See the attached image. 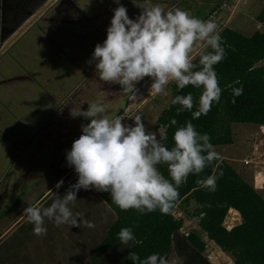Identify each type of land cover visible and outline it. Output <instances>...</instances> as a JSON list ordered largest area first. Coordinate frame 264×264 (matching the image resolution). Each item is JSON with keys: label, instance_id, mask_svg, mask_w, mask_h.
<instances>
[{"label": "rangeland", "instance_id": "374dc122", "mask_svg": "<svg viewBox=\"0 0 264 264\" xmlns=\"http://www.w3.org/2000/svg\"><path fill=\"white\" fill-rule=\"evenodd\" d=\"M68 3L74 4L75 17L80 23L71 27L70 34L61 27V33L57 35L58 44L62 45L60 54L52 56L45 45L39 46L38 53L27 49L25 54L29 59L26 65L32 68L29 71L42 72L39 85L23 83L20 89V83H11L8 89L0 87V119L7 118L5 111L9 105L6 108V99L11 95L13 119L9 120V126L15 130L13 133L19 135L10 133L11 140L15 138L12 145L6 140L0 144V218L4 217L0 221V264H89V248L114 218L108 210L107 216L103 217L105 214L100 209L104 210L105 206L99 208L103 201L93 190L83 189L77 193L72 211L74 214L82 212L83 218L93 221L99 230L92 233L86 242L85 230L75 232L73 227H57L47 220V234L36 236L26 216L21 218L27 206L37 204L47 207L57 194L62 196L76 182V174L70 173L63 178L64 184L60 189L55 187L65 168L67 170L65 151L70 150L73 141L81 135V125L89 122L83 117L74 118L71 113L78 112L80 107L87 110V102L100 101L109 119L124 116L123 122L132 124L130 117L139 113L148 130L163 136L164 130L157 126L156 120L160 112L168 107L170 94L149 95L151 80L148 79L137 84V97L132 98L131 94L120 92L119 85L100 81L94 72L95 62L88 63L95 46L106 39L112 9L117 5L113 0H60L54 9L61 10ZM121 3L127 8L130 18L140 14L142 9L138 6H144V0H121ZM152 3H159L166 9L178 7L203 20L211 19L218 25L219 32L228 28L245 36H251L256 31L264 33L256 21L257 14L264 8V0H152ZM199 51L196 49L193 52L194 60L199 58ZM4 67L0 71V81L22 72L12 63L5 62ZM173 84L168 85L169 93ZM20 96L23 98L19 99ZM67 96L72 97L69 99ZM231 128L233 143L215 147V150L264 198V188L258 189L264 187V129L247 124H232ZM58 130L61 133H56ZM23 140L27 143L31 141L28 146L23 145L26 148L22 155L14 156L17 155L16 142ZM32 153L35 159L30 165L28 159ZM9 158H12L10 162ZM36 165L37 168L34 167ZM9 170L20 176L19 183L15 184L18 187L12 194L5 191ZM92 208L99 209L88 212ZM200 212L199 205L191 201L187 214L180 206L172 214L183 220L182 234L195 231L200 235L206 243L204 255L211 264H233L200 232L197 225ZM15 222L17 227L6 232ZM169 258L178 257L173 252ZM179 264H182L180 260Z\"/></svg>", "mask_w": 264, "mask_h": 264}, {"label": "clouds", "instance_id": "9594fccd", "mask_svg": "<svg viewBox=\"0 0 264 264\" xmlns=\"http://www.w3.org/2000/svg\"><path fill=\"white\" fill-rule=\"evenodd\" d=\"M113 2L117 7L112 9L106 39L95 46L88 62H95L94 72L99 80L119 85L120 92L131 94L132 98L137 97V84L146 77L151 80L148 93L154 96H168L170 83L175 84L177 92L191 85L201 90L195 111L190 92L175 95L171 104L179 105L177 115L187 111L193 120L207 115L212 105L220 102L222 93L214 66L226 58L216 22L178 7L166 9L152 0H144L142 7L137 5L142 11L130 18L121 0ZM196 49H200L198 63L193 62ZM232 93L235 103V97L243 94V86L233 88ZM87 103V110L80 107L71 113L74 118L83 117L89 122L81 125V135L65 151L66 166L74 170L76 182L62 196L57 194L49 206L31 204L23 210L27 222L33 225L34 235L47 234L46 220L57 227L94 228L93 221L72 211L81 189L109 193L122 211L131 209L146 215L159 210L168 214L190 174L199 176L209 166L215 173L214 162L221 159L220 154L210 143L211 137L198 132L191 120L175 130L173 146L169 148L163 142L166 138L146 128L139 113L130 117L132 124H127L124 116L109 119L102 102ZM171 124L176 125L177 121L173 119ZM159 165L167 166V178ZM222 175H208L197 183L215 192ZM63 184L61 179L56 189ZM134 227L121 228L118 233L120 243L127 248L140 243ZM128 259L133 264H179L178 258L160 253L141 259L132 251Z\"/></svg>", "mask_w": 264, "mask_h": 264}, {"label": "trees", "instance_id": "16d2710c", "mask_svg": "<svg viewBox=\"0 0 264 264\" xmlns=\"http://www.w3.org/2000/svg\"><path fill=\"white\" fill-rule=\"evenodd\" d=\"M256 21L264 29V8L257 14ZM220 34L226 51V58L214 66L222 88L220 102L214 103L207 115L198 119L193 120L187 111L177 115L179 105H172V98L177 94L192 93L195 111L201 90L189 85L177 92L175 84L171 85L168 107L156 120L157 126L164 130L162 137L166 139L163 142L169 148L173 146L175 130L189 120L198 132L211 137L214 148L233 143L232 124L264 128V33L256 31L245 36L225 28ZM198 60L193 62L198 63ZM241 85L243 94L235 97L236 102L232 103V89ZM173 119L177 121L176 125L171 124ZM214 166L215 173L213 166H209L199 176L189 175L187 182L179 188V197L168 214H161L159 210L146 215L131 209L122 211L111 201L109 193L93 190L114 220L89 248V264H133L128 259L132 251L141 259L153 253L170 257L174 252L182 264H211L204 255L206 243L200 235L195 231L182 234L183 220L172 214L179 206L187 214L191 201H195L201 210L197 224L200 232L233 264H264V198L222 159L214 162ZM158 167L167 178V166ZM71 169L67 167L66 173ZM220 172L223 175L217 180L215 192H209L197 183L199 179ZM229 210L238 214L240 222L226 230L223 223ZM3 219L1 217L0 221ZM132 226H135L134 235L140 243L127 248L120 243L118 233L121 228Z\"/></svg>", "mask_w": 264, "mask_h": 264}, {"label": "flooded vegetation", "instance_id": "af4514ba", "mask_svg": "<svg viewBox=\"0 0 264 264\" xmlns=\"http://www.w3.org/2000/svg\"><path fill=\"white\" fill-rule=\"evenodd\" d=\"M59 1L60 0H0V71L6 68L4 67L5 62L12 63L14 67L20 68V71H22L19 75H12L5 80H1L0 87H7L8 89L11 83H20V89L23 83L34 82L35 85H39L38 79L42 72L29 71V69L32 68L26 65V62H29V59L26 58L25 55L27 49L34 50L38 53L39 46L45 45L52 56L59 55L62 45L60 46V43L58 44L57 35L61 33V27L66 33L70 34L71 27L80 23L79 19L75 17L74 4L68 3L58 11L54 9L55 4ZM63 53L64 52H62V54ZM10 96H7V105H5L6 108L9 105V109L7 108L5 111L7 118L4 120L0 119V144L3 140H6L12 145L15 138L11 140L12 137L10 133L15 136L19 135L18 133H13L15 130L11 129V126H9V120L13 119V114L10 110L12 102L9 100L11 99ZM1 97L2 96H0V101ZM67 97L70 99L72 96ZM21 98L23 97L20 96L19 99ZM70 106L71 105H69V107ZM56 112L58 111L54 113ZM30 141L31 140H29L28 143ZM28 143L25 140L16 142L14 147L17 155L14 156L22 155L26 148L24 146H28ZM34 156L35 154L32 153L28 160L30 162L33 161L35 159ZM11 159L12 158H9L8 162H10Z\"/></svg>", "mask_w": 264, "mask_h": 264}, {"label": "crops", "instance_id": "0c3cea01", "mask_svg": "<svg viewBox=\"0 0 264 264\" xmlns=\"http://www.w3.org/2000/svg\"><path fill=\"white\" fill-rule=\"evenodd\" d=\"M262 129H264V128H262ZM59 131V130H58ZM56 133H61L60 131L59 132H56ZM33 162H34V160L33 161H31V163H30V165H33ZM65 163V162H64ZM34 167H36L37 168V165L36 166H34ZM65 170H66V168H65ZM64 170V172H63V175H62V177H61V179H63L64 177H66L67 175L69 176V174L70 173H72V175L75 173L74 172V170L73 169H71L69 172H67L66 173V171ZM11 173H13V172H11V170H9V172H8V174H7V176L9 177V181H8V183H7V188H6V192H8L9 194H12L13 193V191L14 190H16V188L18 187V186H16L15 187V184H18L19 182H18V179H19V177L20 176H18V174L15 172V173H13V174H11ZM7 177V178H8ZM68 178V177H67ZM66 178V179H67ZM60 179V180H61ZM59 180V181H60ZM57 184V183H56ZM264 187H262V186H260V188H258V189H263ZM257 189V188H256ZM264 190V189H263ZM48 192V191H47ZM46 195V193L45 194H43L42 196H41V198L43 197V196H45ZM41 198H39L38 199V201L41 199ZM103 203L101 202V206L99 207V208H102L103 207ZM99 208H92V209H89V211L88 212H90V211H92V210H97V209H99ZM104 210H102V209H100L101 211H102V213H103V217H105V216H107V209H106V207H104L103 208ZM79 213H82V212H79ZM24 215H22L21 216V218L23 217ZM84 219V218H83ZM113 220H114V218L113 219H111L110 221H109V223L107 224V225H109L110 223H112L113 222ZM237 222L235 223V224H238L239 222H240V218L238 217V215H237V220H236ZM17 222V221H16ZM16 222L15 223H13V224H11L10 226H9V228L6 230V232H8V231H12L14 228H16L17 227V225H16ZM106 225V226H107ZM14 226V227H13ZM73 230H75V232H79V231H82L83 232V230H85L86 232H87V234H86V236H85V241L84 242H86L87 241V239L90 237V235L92 234V233H97L99 230H98V228L97 227H94V228H91V229H89V228H83L82 226H81V228H77V227H73ZM212 243V242H211ZM213 244V243H212ZM214 245V244H213ZM215 246V245H214Z\"/></svg>", "mask_w": 264, "mask_h": 264}, {"label": "built area", "instance_id": "2783aa9c", "mask_svg": "<svg viewBox=\"0 0 264 264\" xmlns=\"http://www.w3.org/2000/svg\"><path fill=\"white\" fill-rule=\"evenodd\" d=\"M254 181H256V180L254 179ZM230 215H232V216H230ZM236 220H237V213L232 211V210H229L228 215L226 216L225 221L223 223L224 228L226 230H230L235 225V223L237 222Z\"/></svg>", "mask_w": 264, "mask_h": 264}]
</instances>
